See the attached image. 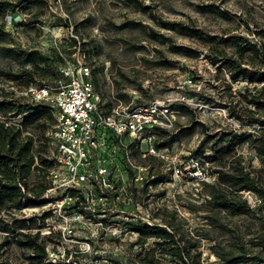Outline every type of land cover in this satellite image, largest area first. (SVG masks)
I'll return each instance as SVG.
<instances>
[{
  "label": "rangeland",
  "instance_id": "obj_1",
  "mask_svg": "<svg viewBox=\"0 0 264 264\" xmlns=\"http://www.w3.org/2000/svg\"><path fill=\"white\" fill-rule=\"evenodd\" d=\"M137 1L140 7L133 0H24L4 17L0 84L21 94L23 81L11 80L4 73L14 74L29 67L25 55L29 50L51 56L50 76L62 62L72 59L75 46L79 45L86 53L85 62L91 68L95 88L107 103H155L168 108L173 127L162 135L166 140L169 136L175 138L161 150L166 158L155 156L144 161L149 170L160 172L164 181L141 195L133 193L140 184L128 180L112 204L92 193L82 203V213L77 206L60 210L54 202L28 206L18 213L27 219L35 218V225L41 226L40 235L49 230L56 232H52L54 244H48V257L72 264H127L134 253L142 252L153 242V238L138 240L131 230L133 221L140 218L147 223H161L162 216L173 213L178 226L200 237L204 264H215L209 248L228 235L206 223L204 214L213 211L204 196L214 179L207 164H196L191 152L201 145L200 124L210 134L228 129L240 131V123L229 116L239 105L224 85L231 83L227 72H216L204 57L206 46L202 38L163 27L160 22L181 21L209 34L238 32L255 42L261 41L264 48L263 0ZM37 78L34 85L39 84ZM243 86L252 84L239 79L231 83V90L234 93ZM258 88L264 93V84H258ZM27 100L34 99L28 96ZM14 121L18 122V117ZM43 122L47 124V120ZM24 132L40 135L33 124L27 125ZM155 136L161 137L156 133ZM212 142V138L204 142L206 152ZM239 151L246 166L260 167L251 146L245 144ZM133 160L140 165L136 158ZM176 167L180 173L174 172ZM30 181L38 178L32 176ZM244 196L251 207L261 205L255 194L245 192ZM47 210H51V215L43 219ZM220 215L221 223L238 227L244 235L257 228L251 215ZM6 255L19 263V251L14 245Z\"/></svg>",
  "mask_w": 264,
  "mask_h": 264
},
{
  "label": "trees",
  "instance_id": "obj_2",
  "mask_svg": "<svg viewBox=\"0 0 264 264\" xmlns=\"http://www.w3.org/2000/svg\"><path fill=\"white\" fill-rule=\"evenodd\" d=\"M23 1L0 0V38L5 34L4 17ZM133 2L141 6L137 0ZM160 23L163 27H173L201 37L206 46L204 57L215 67L216 72L225 70L231 83L245 79L252 84V87L243 86L233 93L231 83L224 82L231 99H235L239 105V109L234 113L230 111L229 116L240 123L241 130L228 129L210 134L207 127L200 124L203 133L201 145L191 153L196 164L201 167L207 164L214 179L209 185L208 194L204 196L209 210L213 211L204 214L206 223L221 228L228 235L225 240L214 241L215 238H208L214 241L209 249L215 256V264H264V93L262 88H258V84H264L263 43L255 42L248 35L238 32L209 34L181 21L161 20ZM72 41L75 42L74 39ZM25 55L29 67L14 74L4 73L11 80L23 81V88L34 85L38 76V85L51 82L49 80L53 82L60 76L59 67L54 74L48 75L51 56L37 49H31ZM56 57H60L59 54ZM27 98V95L16 94L0 84V264H72L51 261L48 257V244H54L53 231L40 235L41 226L35 225L36 219H27L18 213L25 207L45 204L53 199L43 197L48 188V182L45 181L46 168L52 166V162L46 160L43 153L48 142L46 131L53 124L54 118L49 106ZM16 117L18 122L14 121ZM43 120H47V124ZM32 124L40 133L39 136L24 132V128ZM157 130L161 137L155 141V147H169L175 136H169L166 140L162 134L167 135L168 131ZM210 138L213 142L209 152H206L204 142ZM245 144L254 150L260 167L245 165L239 151ZM132 153L137 162L146 167L144 161L155 157L149 155L141 158L134 143ZM129 171L131 174L132 171ZM147 174V181L134 188V194H148L149 185L156 186L164 181L160 172H152L147 168ZM32 176L38 178V181H30ZM96 189L111 204L115 201V193L98 187ZM245 192L255 194L261 205L251 207L244 196ZM79 209L82 213V208ZM222 212L231 217L251 215L257 221V228L249 230L246 236L238 227L229 228L221 223ZM50 215L51 210H47L42 218ZM161 221L153 224L140 218L133 221L131 230L138 235V240L153 238V242L142 252L134 253L127 264H204L200 237L190 235L183 226H178L173 213L162 216ZM11 245L19 251V263H14L6 255Z\"/></svg>",
  "mask_w": 264,
  "mask_h": 264
},
{
  "label": "built area",
  "instance_id": "obj_3",
  "mask_svg": "<svg viewBox=\"0 0 264 264\" xmlns=\"http://www.w3.org/2000/svg\"><path fill=\"white\" fill-rule=\"evenodd\" d=\"M85 58V51L75 46L72 59L59 66L57 79L31 85L21 92L51 109L54 122L46 131L48 142L43 157L52 166L46 168L48 188L43 197L53 198L47 203L54 202L64 211L82 208L92 193L105 199L96 187L115 193L117 198L126 181L140 185L147 181V167L133 160V143L142 158H166L161 153L166 147L154 145L159 140L155 133L157 129L170 131L173 127L167 107L155 103H107L95 88ZM174 172L180 173V168H174Z\"/></svg>",
  "mask_w": 264,
  "mask_h": 264
}]
</instances>
